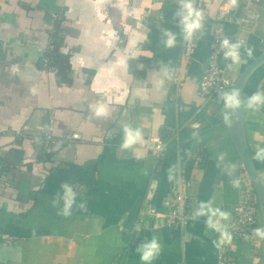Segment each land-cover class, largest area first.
Here are the masks:
<instances>
[{
	"label": "crops",
	"instance_id": "obj_1",
	"mask_svg": "<svg viewBox=\"0 0 264 264\" xmlns=\"http://www.w3.org/2000/svg\"><path fill=\"white\" fill-rule=\"evenodd\" d=\"M244 2L223 22L224 38L241 43L239 63L221 55L229 84L264 49V0L246 25ZM221 3L207 0L185 62L180 0H0V232L15 237L0 241V264H143L136 249L153 235L163 248L151 264H218L219 226L232 218L246 181L225 127L210 126L220 105L197 94ZM166 31L176 37L172 47ZM51 33L68 61L63 78L40 63ZM258 91L264 71L243 91L261 177L264 105L246 106ZM100 105L105 113L96 118ZM125 126L142 129L143 142L122 149ZM171 138L178 144L156 175L153 140L168 146ZM189 158L191 218L179 231L164 225V200ZM259 238L258 249L237 247L245 264H264Z\"/></svg>",
	"mask_w": 264,
	"mask_h": 264
},
{
	"label": "built area",
	"instance_id": "obj_2",
	"mask_svg": "<svg viewBox=\"0 0 264 264\" xmlns=\"http://www.w3.org/2000/svg\"><path fill=\"white\" fill-rule=\"evenodd\" d=\"M237 0H235L236 2ZM260 0H245L243 6V14L240 20L241 24H249L255 18V5ZM194 8L206 13L207 0H191ZM232 0H222L221 5L215 13V25L212 29L209 54L207 57V65L198 81L197 94L203 103L214 102L221 91H226L229 82L225 78V72L221 66L220 49L221 41L224 39L223 22L225 21L228 8ZM196 33L191 39L185 38L183 32V43L181 51V59L187 62L194 54L196 49ZM46 65V64H45ZM52 72L55 68L47 67ZM74 136V135H73ZM47 139H51V134L46 135ZM166 143L155 139L153 140V148L155 149V162L153 170L160 169L161 160L165 156ZM245 185L241 188L237 202L233 208L232 218L229 221L221 223L219 226L218 243L216 250V259L218 264H245L241 257L237 254V247L247 244L251 248H260L261 241L259 235L255 233V229H264V225L259 222L258 204L256 195L252 186L244 173ZM187 178L184 168L178 165L176 176L172 185V194L164 200L166 211L163 214L164 225L182 231L188 220L191 218L189 213V204L187 201ZM142 228V219L135 222ZM15 239L14 236L0 232V241L5 244H11ZM257 258H253L251 264H257Z\"/></svg>",
	"mask_w": 264,
	"mask_h": 264
},
{
	"label": "clouds",
	"instance_id": "obj_3",
	"mask_svg": "<svg viewBox=\"0 0 264 264\" xmlns=\"http://www.w3.org/2000/svg\"><path fill=\"white\" fill-rule=\"evenodd\" d=\"M235 0H232L230 5H226L225 8L234 6ZM181 10L177 12V16L180 17V25L185 33L186 39H191L192 36L201 31L204 27V15L203 12L194 8L191 0H180ZM164 35L167 37L165 44L168 47H172L175 44L176 37L170 31H166ZM241 47L240 42L232 43L227 37L221 41L220 49L223 52L224 59H230L233 63H239ZM220 99L223 101L222 119L225 124L230 125L233 122L234 117L239 109H241L244 102L240 97V90L233 88L227 91H221L219 93ZM260 105H264V92H256L247 99V108L258 109ZM105 113V107L100 105L93 110V114L96 118L103 117ZM124 136L121 144L122 149H131L138 143L143 142V131L140 128H132L125 126L123 128ZM264 154V149L258 152V155ZM66 191H70L68 185H62ZM68 209L65 208V212ZM136 230L140 231V226L136 225ZM255 233L261 237H264V229H255ZM163 245L159 238L155 235L151 239H144V241L137 247L136 251L139 254L140 260L143 264H151L159 254L161 253Z\"/></svg>",
	"mask_w": 264,
	"mask_h": 264
},
{
	"label": "water",
	"instance_id": "obj_4",
	"mask_svg": "<svg viewBox=\"0 0 264 264\" xmlns=\"http://www.w3.org/2000/svg\"><path fill=\"white\" fill-rule=\"evenodd\" d=\"M264 64V49L260 51L255 57L249 60L238 72L236 77L229 84L227 90L233 88L240 90V97L243 101V91L251 79L253 73ZM226 90V91H227ZM215 103L219 104L220 107L216 106L213 108L212 113L218 118L215 123H211L212 126L223 125L228 134V137L235 149V152L238 156L239 161L241 162L244 172L252 186V189L257 198L258 204V216L260 221L264 225V183L259 175L258 169L256 167L253 155L249 149V145L246 138L245 131V120H244V107L242 105L236 113V116L233 119V122L228 125L225 124L222 119V110H223V101L220 99V96L216 97L214 100ZM262 252L264 253V242L262 247Z\"/></svg>",
	"mask_w": 264,
	"mask_h": 264
},
{
	"label": "trees",
	"instance_id": "obj_5",
	"mask_svg": "<svg viewBox=\"0 0 264 264\" xmlns=\"http://www.w3.org/2000/svg\"><path fill=\"white\" fill-rule=\"evenodd\" d=\"M55 29H57V27ZM52 33H55V32H52ZM52 33L50 35L49 44H48L47 48L45 49V52L43 54V57L41 58L40 63L45 67L50 66V67L55 68V73L60 75L63 78L65 76H67V73L69 70V65H68V61L66 59V56L63 55L61 52H59V50H58L59 44L56 41L55 35ZM262 71H264V64H262L253 73L252 77L256 76L258 73H260ZM65 79H67V78H65ZM176 144H178V141L175 140L174 138H171L168 142V146H167L166 150L167 149L172 150ZM165 155H166V152H165ZM164 163H165V158H163L161 160V164H160L161 166H160V169L158 170V172H156L157 173L156 175H158L161 172V170L163 169ZM192 164H193L192 158L187 159L184 163V172H185L186 177L189 176ZM261 177L264 180V173L261 175Z\"/></svg>",
	"mask_w": 264,
	"mask_h": 264
}]
</instances>
